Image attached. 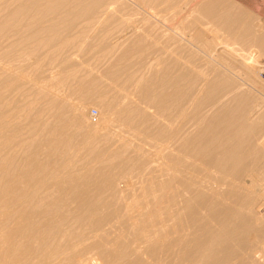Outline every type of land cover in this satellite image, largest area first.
<instances>
[{"label": "bare ground", "instance_id": "bare-ground-1", "mask_svg": "<svg viewBox=\"0 0 264 264\" xmlns=\"http://www.w3.org/2000/svg\"><path fill=\"white\" fill-rule=\"evenodd\" d=\"M152 255L264 264V0H0V264Z\"/></svg>", "mask_w": 264, "mask_h": 264}, {"label": "rangeland", "instance_id": "rangeland-1", "mask_svg": "<svg viewBox=\"0 0 264 264\" xmlns=\"http://www.w3.org/2000/svg\"><path fill=\"white\" fill-rule=\"evenodd\" d=\"M81 105H82V106H81ZM84 106H85V107H84ZM80 108H81V110L85 113V115H86L87 119L89 120V122L94 123V124L99 122L100 117H101V113H102V112H101L102 110H101L99 107H97V106H95V105H85V104L83 103V104H80ZM116 125H117V124H116ZM116 125H114V126L111 127L112 130H113V129L115 130V131H111L112 134H113V132H115L114 134H117V136L119 137V139H120L121 137H123V139H121V140H126V139H128V138L130 139V137L125 136V135L128 134V132H127V134H126V132H125V134L123 133L124 130H123L122 132H119V131L116 130L115 128H117V129L119 128L120 131H121L122 129H121L119 126L115 127ZM113 127H114V128H113ZM117 131H118V133H117ZM112 136H113V135H112ZM117 136H116V137H117ZM120 136H121V137H120ZM129 136H130V135H129ZM118 137H117V139H118ZM119 139H118V140H119ZM115 140H116V138H115ZM132 141H134V139L131 140V144H132V146H136L137 144H138V145L141 144L140 142L137 143V142H138L137 140H136V142H133V143H132ZM147 143H148V142H147ZM115 144H116V143H115ZM134 144H136V145H134ZM144 144L147 145V147H146ZM144 144H141V145H144V146H143L144 151H145V149L147 148L146 151H148L150 154L153 153V152L155 153V151H154L155 149H153V147H151V146L148 147V144H146V142H145ZM149 145H152L151 142H149ZM153 145H154V143H153ZM153 145H152V146H153ZM145 147H146V148H145ZM146 151H145V152H146ZM148 152H146V153H148ZM154 153H153V154H154ZM153 165H155V164L153 163ZM151 166H152V165H151ZM153 167H154V166H153ZM153 167H152V168H153ZM157 169H158V168H156V167H155V171L152 169V170H153L152 172H155V176H156V173H158V174L160 173V175H163L162 171H160V170L156 171ZM128 175H129V174H128ZM128 175L126 174L127 177H126L125 175H124V176L126 177V181H127V180L129 181V179H127V178L131 177V179H130V181H129L130 184H129V183H126L125 180L122 179V180H120V187H123V188H124V186L128 184V186H129V187L131 186V188H132V187H133L132 185L134 184V185H135V188H136V187H137V188H140V187H141V186H140V185H141V184H140V181H141L140 179H141V177L138 178V176L135 177V175L133 176L132 174H131L132 176L129 175V177H128ZM151 175H152V174H151ZM160 175H158V178H159ZM124 176H123V178H125ZM153 176H154V174H153ZM133 177H135L136 179H134ZM147 177H148V176H147ZM147 177H146V178H147ZM161 177H162V176H160V178H161ZM132 178H133V179H132ZM153 178L156 179L157 177H156V178L153 177ZM153 178H152V179H153ZM158 178H157V180H154V181H155V182L158 181ZM160 178H159V180L165 178V176H163L161 179H160ZM144 179H145V178H144ZM132 180H133V181H132ZM121 181H123L125 185L122 184L123 182H121ZM128 181H127V182H128ZM134 182H135V183H136V182H139V184H140L139 187H138V184H137V183L135 184ZM123 185H124V186H123ZM129 187L126 188V191H125V193H124V195H125L124 199L127 198L126 201H127V200H128V201H127V202L124 201L125 203H123L122 205H124V204L128 205V204L132 203L133 206H136V204H135L134 202L137 201V203H138V201H140V199H141V198H140L141 194L139 195L140 189H135V188H133V189H135V190H132V189L129 188ZM124 189H125V188H124ZM128 189H129V192L127 191ZM131 190H132V191H135V192H136V190H137V192H136V193L133 192V193H134V194H133V193H131V192H132ZM138 190H139V192H138ZM130 191H131V192H130ZM126 192H128V193H126ZM130 193H131V196L129 195ZM127 194H128V195H127ZM132 194H133V196H132ZM126 196H127V197H126ZM129 196L131 197V198H129L130 201H129V199H128ZM135 196H136L137 198H136ZM133 197L136 198V199H138V198H139V199L136 200V199H134ZM132 198H133V199H132ZM131 199H132V200H131ZM133 203H134L135 205H134ZM126 205H125V206H122V208L124 207V209H122L121 206H119V209H118V210H119L118 212H119V213L121 212L120 214H122V211H120V210H121V209L124 210V211H123L124 217H126V216L128 217V214L130 215V212L132 213V212L134 211V209L132 208L133 206L129 205V206H130V207H129V206H126ZM125 207H126L127 209H126ZM128 207H129L130 209H132V211L129 210ZM134 208H135V207H134ZM116 210H117V209H116ZM125 210L127 211L126 213H124ZM128 210H129L130 212H129ZM140 210H142V211L145 210V207H140ZM140 210H139V211H140ZM142 211H141V212H142ZM145 211H146V210H145ZM118 212H117V214L120 215ZM143 212H144V211H143ZM123 214L121 215L122 217L117 216V219H119V220L123 219V220H126V222H127V217L124 218V217H123ZM118 217H119V218H118ZM117 219H115V220H113V222H111V223L105 225V226H107V225L112 224V226L110 225L109 228L111 229V233H112L114 236L117 235V232L119 231V229L121 230V227H119V226H120V225H119L120 222H119V220H117ZM116 220H117V221H116ZM123 220L121 221V224H123V223H122ZM114 221H115L116 223H114ZM117 222L119 223V224H118L119 226L117 225ZM124 222H125V221H124ZM117 227H118L119 229H118ZM109 228H108V226H107V228L104 227V229H107V231H110ZM104 229H103V230H104ZM112 229H113V230H112ZM117 229H118V230H117ZM116 230H117V232H115ZM113 231H114V233H113ZM121 231H123V230H121ZM119 233H122V232H118V234H119ZM91 241H92V240H91ZM87 242H88V243H87ZM87 242H86L85 244L90 245V240H88ZM92 242H93V241H92ZM253 242H254V241H253ZM253 242H252V243H253ZM252 243H250V244H251L250 246H247V252H248V251L251 252L250 250H252V248H254V247H258V246L261 244V242H260V244L258 245L257 243H259V242H257V240H256L253 244H252ZM255 244H256V245H255ZM88 245H86V246H88ZM248 245H249V244H248ZM252 245H253V247H251ZM257 245H258V246H257ZM86 246H85V247H86ZM250 247H251V248H250ZM259 247H262V244H261ZM248 248H250V250H248ZM245 253H246V252H245ZM88 256H90V255H88ZM160 256H161V257H162V256L164 257V258H162L161 261H163L165 258H167V257H165V255H162V254H161ZM160 256L158 255L157 257L160 258ZM152 257H153V255H152ZM152 257H151V259L149 258V259H150V263L152 264V262H153V264H154V261H151V260H154L155 256H154L153 258H152ZM149 259H148V260H149ZM156 260H157V259H155V261H156ZM167 260H168V258H167ZM167 260L164 261V262H168ZM157 261H159V260H157ZM157 261H156V262H157ZM161 261H160V262H161ZM156 262H155V263H156ZM160 262H158V263L160 264ZM95 264H97V263H95ZM103 264H104V263H103ZM167 264H168V263H167Z\"/></svg>", "mask_w": 264, "mask_h": 264}]
</instances>
